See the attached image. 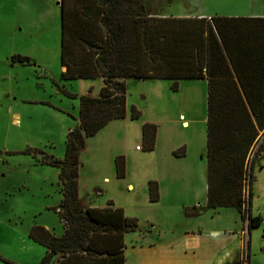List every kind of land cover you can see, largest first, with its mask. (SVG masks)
I'll return each mask as SVG.
<instances>
[{
	"label": "trees",
	"instance_id": "trees-1",
	"mask_svg": "<svg viewBox=\"0 0 264 264\" xmlns=\"http://www.w3.org/2000/svg\"><path fill=\"white\" fill-rule=\"evenodd\" d=\"M145 8L142 0H60L61 77L100 78L103 85L96 97L78 96V123L67 134L63 158L43 155L42 163L58 171L61 201L55 210L63 232L30 228L28 237L45 248L38 264H124L123 234L137 231L138 220L111 200L102 208L84 207L78 172L86 139L126 117L127 80L167 79L178 91L182 80L206 79V208L237 209L247 220L248 237L261 224L263 218L250 214V200L252 167L264 154V138L249 168L246 161L264 131V17H178ZM11 61L31 60L14 54ZM128 110L131 120L141 116L133 105ZM156 132L155 123L142 124L144 151L154 148ZM172 155L183 157L185 146ZM114 170L124 177L122 154L114 157ZM148 199L159 200L155 180L148 181ZM204 209L194 205L184 214ZM227 264H239L238 256Z\"/></svg>",
	"mask_w": 264,
	"mask_h": 264
},
{
	"label": "rangeland",
	"instance_id": "rangeland-1",
	"mask_svg": "<svg viewBox=\"0 0 264 264\" xmlns=\"http://www.w3.org/2000/svg\"><path fill=\"white\" fill-rule=\"evenodd\" d=\"M142 1L147 13L174 15L242 16L248 7V0ZM57 2L0 0V264L40 262L45 248L28 237L33 225H46L48 228H45L56 236L62 234V222L55 210L61 201L58 171L42 163L43 155L63 158L67 134L78 123V96L89 92L96 97L103 85L100 78L64 80L61 77V10ZM14 54L27 56L31 61L12 62ZM171 82L167 79L127 80L128 109L134 105L141 111L142 119L151 113L156 114L154 118L157 119L160 113H165L166 118L173 120L174 137L190 134L192 139L193 135L190 148L193 156L188 161L200 165L205 163V152L200 157L206 144L205 83L196 80L190 82L195 87L192 91L191 88L173 91ZM179 114H183V118ZM183 122L186 126H182ZM139 133L140 120L127 116L113 121L87 140L79 155L78 179L82 196L88 194V198L101 199L106 192L107 196L124 202L128 195L133 200L129 207L126 206L128 214L138 219L139 227L152 220L161 230L182 231L187 224L227 233L240 230L243 221L234 207L209 209L202 198L199 205L205 209L187 219L182 216L183 207L165 202L151 204L136 190L127 194L129 191L124 184L114 178V157L122 154L128 159L130 177L137 182L138 170L148 171L152 162L143 156L142 161L133 159L135 146L140 149L142 146ZM174 137H168L166 143ZM105 176L110 180L108 185L102 180ZM252 176L250 214L264 218V154L253 165ZM92 184L105 192L96 196L88 187ZM169 215L174 217L172 221L176 225L169 222ZM165 233L166 236L172 234ZM128 235L133 237L134 234ZM244 240V250L238 260L264 264V225L252 228Z\"/></svg>",
	"mask_w": 264,
	"mask_h": 264
},
{
	"label": "crops",
	"instance_id": "crops-1",
	"mask_svg": "<svg viewBox=\"0 0 264 264\" xmlns=\"http://www.w3.org/2000/svg\"><path fill=\"white\" fill-rule=\"evenodd\" d=\"M56 5H59L60 8V0H58ZM247 6L246 13L242 16L264 17V0H248ZM171 15L178 17H209L214 14ZM61 69L64 70V67L61 66ZM196 80L204 82L205 86L207 85L205 78L182 80L180 82L186 83L183 84L179 82L178 91L180 88L186 91L188 88H191V91L194 90V83L190 82ZM204 83H202L203 86ZM126 105L127 115L124 119L129 116L127 101ZM160 114L161 115H159L157 119L154 118L157 117L154 113H151L144 119L141 117L135 119V121L140 120V140L141 126L144 122H152L157 125L154 148L150 151L142 152V148L138 149L136 145V156L133 158L134 160L142 161L141 157L143 156V159L146 158L145 160H151V168L148 171H144L143 169L138 170L140 173L139 178L137 177L138 181L133 182V179L130 177L128 159L125 157L124 177L118 178L114 170V178L119 184H124L125 190L129 191L127 194H132L133 191L136 190V192L142 194L145 201L151 204H162L165 202L185 209L200 204L199 200L202 198L205 200L206 204V162L204 163L203 161L201 163L202 165H195V163H190L188 161L189 159L191 160L193 156V152H190L191 145H193V135L192 139H190V134L179 136V138H177L176 135L174 137L173 120L170 117L166 118L167 116L165 113ZM163 116L165 118H163ZM179 117L183 118V114H179ZM112 122L113 121L109 122L106 126ZM192 122L195 121L192 119ZM186 124V122H183L182 126H186ZM168 137L171 139L174 137L173 141L166 143ZM89 138L86 139V142ZM182 145L185 146V155L183 157L173 156L172 151ZM205 151H203V153L200 152L201 158L204 156ZM134 178H136V176ZM102 180L104 182L106 181V185L110 182L106 176ZM149 180H155L158 183L159 200L156 202H150L148 199ZM80 187L81 182H79L78 179V196L80 203L84 207L102 208L106 205L107 200H111L115 207L122 208L125 215L129 216L126 206L129 207L133 200L127 197L128 195L125 197L124 202L116 201L115 198L109 195L107 196L105 190L92 184L91 186L88 185V187L96 196H101L103 192H105V194L101 199H91L87 197L88 194H86V197L81 195ZM99 200H101V202H99ZM182 216L188 219L196 217L197 215H186L183 213ZM168 219L170 220L169 222H172V225H176L175 222L172 221L174 220L173 216L169 215ZM151 221L147 220L146 222L148 224L146 226L139 227L137 231L132 232L134 234L133 237H129L131 236L128 235L130 232L123 234L124 264H227L231 263L236 256L240 257L246 242L244 240L245 236L247 237L248 235L247 220H242L243 222L240 230L234 229L233 231H228V233L220 229L206 230L199 224H187L182 231H175L172 229L161 230ZM45 227L48 228L46 225ZM167 231L172 232V234L166 236L165 232ZM52 264H59V261L54 259ZM239 264H248V262L239 261Z\"/></svg>",
	"mask_w": 264,
	"mask_h": 264
},
{
	"label": "built area",
	"instance_id": "built-area-1",
	"mask_svg": "<svg viewBox=\"0 0 264 264\" xmlns=\"http://www.w3.org/2000/svg\"><path fill=\"white\" fill-rule=\"evenodd\" d=\"M259 135H262V136H261L262 139H259V140H258V138H257L256 142L254 143V145L251 147V149H250V151H249V154H248V157H247V161H246V163H247V167H248V168H249V165H250L251 160H252L253 157H254L255 152L258 150L259 146H260L261 144H263V135H264V131H261V132L259 133ZM258 137H259V136H258ZM136 148L139 149V146H137ZM248 168H247V174L249 173V169H248ZM196 206H199V204H196ZM261 224L264 225V218L261 220Z\"/></svg>",
	"mask_w": 264,
	"mask_h": 264
}]
</instances>
